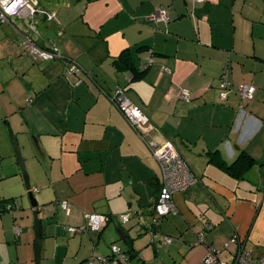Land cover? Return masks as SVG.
I'll return each instance as SVG.
<instances>
[{"label":"crops","instance_id":"obj_1","mask_svg":"<svg viewBox=\"0 0 264 264\" xmlns=\"http://www.w3.org/2000/svg\"><path fill=\"white\" fill-rule=\"evenodd\" d=\"M36 1L55 19L39 13L40 36L33 38L55 43L80 69L68 73L62 59L35 61L24 54L23 36L0 23V129L17 135L38 190L41 264H86L115 244L138 264H157L152 256L166 245L164 236L173 238L172 264H204L208 246L231 261L235 237L255 257L264 255V0ZM159 7L168 11L166 23L153 20ZM15 24L26 29L22 20ZM125 53L135 67L154 58L131 84V68L115 64ZM225 72L231 88L222 102ZM245 83L256 88L251 102L239 94ZM120 87L150 118L148 133L135 131L113 103ZM183 87L189 103L180 97ZM147 141L171 142L196 177L175 195L177 211L162 218L153 209L161 171ZM4 147L0 157L11 161L8 141ZM214 151L227 164L245 152L251 158L241 159L242 168L253 165L234 177L212 162ZM17 170H0V264H36L30 203L8 213L2 207L9 200L18 206L25 194ZM8 180L18 192L2 186ZM91 213L110 217L101 233L67 231L86 226ZM123 215L131 217L125 225Z\"/></svg>","mask_w":264,"mask_h":264},{"label":"built area","instance_id":"obj_2","mask_svg":"<svg viewBox=\"0 0 264 264\" xmlns=\"http://www.w3.org/2000/svg\"><path fill=\"white\" fill-rule=\"evenodd\" d=\"M201 2L203 0H193ZM39 13L47 15L49 20L55 19V14L47 12L43 9L38 1L33 0H0V23L8 24L14 27L17 32L23 36L21 47L25 55L31 56L37 62H48L57 59H62V53L58 45L51 42L45 46L40 45L33 35L39 34V22L37 16ZM16 20H22L26 29L22 30L16 25ZM153 20L156 23L166 22L168 20V12L166 8L160 7L153 15ZM149 64L154 63V59L149 57ZM65 64L68 73L75 74L80 72L78 65L70 60L65 59ZM162 71L171 74L172 71L163 66ZM220 80V101L224 102L228 99V91L231 88V83L227 78V73H224ZM256 88L251 84H243L239 89V94L246 102H251L255 98ZM180 97L182 101L191 102L193 96L190 89L183 87L180 90ZM113 103L119 109L123 117L131 124L133 129L137 132L148 133L150 118L144 113L142 108L135 104L128 96L124 88H119L114 97H111ZM242 111L241 113H243ZM149 148L158 162L161 171V187L158 197L154 201L153 209L157 218L165 217L177 211L174 197L177 193L187 190L194 183L196 177L192 173L185 159L182 157L176 147L169 141L164 143H157L147 141ZM38 191L35 189V192ZM18 206L7 204L5 210H15ZM72 205L68 201L61 203V209L67 214H70ZM123 220H128V215L122 216ZM87 226L83 227H69L68 230L73 233H84L87 229L101 233L110 219L106 215L101 214H87ZM156 222V220H155ZM21 231L16 229V233ZM239 245V250L234 255L231 261H225L221 258V250H215L208 246L207 254L204 257V264H264V255L255 257L250 251L246 249L245 241L233 238L231 241ZM164 243L171 245L173 238L165 237ZM199 244L205 243V233L201 232L199 237ZM112 253L116 258L115 264H127V252L118 245L111 246ZM86 264H110L109 260L104 257H93L87 261Z\"/></svg>","mask_w":264,"mask_h":264},{"label":"trees","instance_id":"obj_3","mask_svg":"<svg viewBox=\"0 0 264 264\" xmlns=\"http://www.w3.org/2000/svg\"><path fill=\"white\" fill-rule=\"evenodd\" d=\"M193 1V0H192ZM194 2H198V1H194ZM201 2H203V1H201ZM160 8V7H159ZM158 8V9H159ZM165 8V7H164ZM157 9V10H158ZM156 10V11H157ZM167 10V9H166ZM168 12V11H167ZM167 22V21H166ZM166 22H161V23H166ZM156 23V22H155ZM158 24H160V23H158ZM62 53V52H61ZM62 56H63V54H62ZM153 58V57H152ZM65 59H68V58H66V57H64L63 56V58H62V60H63V62H65ZM154 59V58H153ZM57 60H61V59H57ZM70 60H72V59H70ZM53 61H55V60H53ZM72 61H74V60H72ZM48 62H50V61H48ZM75 62V61H74ZM76 64H77V62H75ZM115 64H116V66H117V69H120V70H123V69H125V68H127V67H129V68H131V74H132V77H130L129 78V84H131L134 80H136V79H138V78H141V77H143L144 75H145V72L148 70V68H149V66L151 65V64H149V62L148 63H146L145 65H141L140 67H135V65H134V63L132 62V64H131V59L129 58V55H128V53H125V54H123V55H121L119 58H117L116 60H115ZM78 65V64H77ZM65 66H66V64H65ZM67 69V68H66ZM120 88H124V87H120ZM125 90H126V88H124ZM117 92V91H116ZM115 92V93H116ZM126 92H127V90H126ZM115 93H114V95H115ZM114 95L112 96V97H114ZM245 152H242L241 153V155L239 156V158L234 162V163H232V164H227L226 162H223V161H221L219 158H220V156L218 155V153L216 152V151H214V152H212L211 153V160H212V162H214V163H216V164H218V165H220L222 168H224L226 171H228L231 175H233L234 177H237V178H239V176H241V173H242V171L244 172L246 169H249L252 165H253V163H252V161H248V163L251 165V166H246V167H244V168H242V165L243 164H241V159L244 161L245 159H247L248 157L249 158H251L250 156H248L246 153V155L244 154ZM247 161V160H246ZM7 202H10V203H7ZM6 204H13V205H16L17 203H16V201H11V200H9V201H6ZM3 209H5V207H6V205L4 204L3 206ZM2 211V210H1ZM1 213H3V212H1ZM91 214H95V213H91ZM101 215H103V214H101ZM109 219H110V217L109 216H107ZM85 221H86V226H87V218H85ZM110 222V221H109ZM70 234H72V235H75V234H73V233H71L69 230H67ZM166 236H164L163 237V242H164V238H165ZM116 245V244H115ZM126 251V250H125ZM127 252V251H126ZM128 254V256L126 257V261H127V264H138L139 262L138 261H136L137 259H134V257H132V254H131V252H128L127 253ZM134 256V255H133ZM104 258H107L108 260H109V262H110V264H115V260H116V258L114 257V255H113V253H112V250H111V247H110V253L107 255V256H103ZM119 264V263H118Z\"/></svg>","mask_w":264,"mask_h":264},{"label":"rangeland","instance_id":"obj_4","mask_svg":"<svg viewBox=\"0 0 264 264\" xmlns=\"http://www.w3.org/2000/svg\"><path fill=\"white\" fill-rule=\"evenodd\" d=\"M4 129H5L4 132L0 129V150H5L4 144H5V141L6 142L8 141L9 146L12 147V151H13L14 156H13L11 161L10 160H6V159H2V157H0V170L2 172H5V173L9 174V172H15V171H13V167L16 166L18 168L17 172H19L21 174L20 175V177H21L20 185H22V183L25 184L23 173H22L21 168H20V166L18 164L17 157H16L15 150H14L13 135H15L17 140H18V137L12 130L6 131V130H8V126L7 127L4 126ZM18 144H19V146L21 148V152H22V155H23V157L25 159V163H26L24 147H23V145H21V143H19V140H18ZM26 168H27V163H26ZM27 172L29 174L28 168H27ZM29 177H30V174H29ZM12 184H13V180H8V181L2 182V186L4 188H6V186H7V187H9V190L12 189L14 192H18L16 189L13 188L14 185H12ZM20 185H19V187H20ZM25 189L26 190H25V194L23 195V197H18V199H17L19 204H20V205L18 204V210L21 209V205H22L21 201H25L26 200L27 203H29V197H28V191H27L26 185H25ZM5 205H7L6 202H5ZM16 210L17 209L12 210V211H16ZM12 211L8 210V209L5 210V212H7V213L8 212H12ZM91 232H93L95 234L98 233V232H95V231H91ZM172 250H173L172 246L166 244V245L161 247L160 255H158V253H156L154 256H152V259L153 260L156 259V263L157 264H172V262H170V263L166 262L169 259L168 257H171L172 254H175V252L173 253Z\"/></svg>","mask_w":264,"mask_h":264},{"label":"water","instance_id":"obj_5","mask_svg":"<svg viewBox=\"0 0 264 264\" xmlns=\"http://www.w3.org/2000/svg\"><path fill=\"white\" fill-rule=\"evenodd\" d=\"M33 1H35V0H33ZM13 139H14L13 143H14V150H15V154L17 157V161H18V164H19L21 171L23 173L24 181H25L26 188L28 191L30 207H31V209H33L34 229H35V259H36V264H41L42 231H41V222H40V218H39V214L41 212V205L36 198L35 190L31 189L30 177H29V174L27 172L25 159L22 155L21 148L18 144V140L15 137V135H13ZM130 220H131V217H129L128 220H126V221L123 219H119V221L123 225L129 223ZM113 222H115V221H113ZM154 224L156 225V223H154ZM117 232L120 235L121 240L124 241L125 240V233H126L125 230L119 229ZM151 233H152V237H153V242H155V235L157 234V232L155 230L151 229ZM157 250H158V247H157ZM157 253H158V255H160L159 250L157 251Z\"/></svg>","mask_w":264,"mask_h":264}]
</instances>
